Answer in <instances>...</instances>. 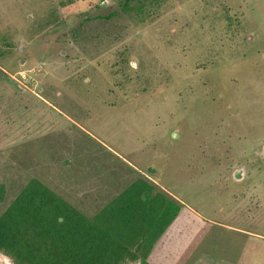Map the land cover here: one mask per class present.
I'll return each instance as SVG.
<instances>
[{
  "label": "rangeland",
  "instance_id": "1",
  "mask_svg": "<svg viewBox=\"0 0 264 264\" xmlns=\"http://www.w3.org/2000/svg\"><path fill=\"white\" fill-rule=\"evenodd\" d=\"M1 92L0 213L36 176L92 214L138 171L188 207L169 255L264 264V0H0Z\"/></svg>",
  "mask_w": 264,
  "mask_h": 264
},
{
  "label": "trees",
  "instance_id": "2",
  "mask_svg": "<svg viewBox=\"0 0 264 264\" xmlns=\"http://www.w3.org/2000/svg\"><path fill=\"white\" fill-rule=\"evenodd\" d=\"M118 1L123 11L141 14L148 2ZM9 86L3 91L18 107L19 92ZM135 172L92 214L42 179L29 177L0 213V252L13 264H153L150 252L186 205L150 176ZM4 196L0 183V202Z\"/></svg>",
  "mask_w": 264,
  "mask_h": 264
},
{
  "label": "crops",
  "instance_id": "3",
  "mask_svg": "<svg viewBox=\"0 0 264 264\" xmlns=\"http://www.w3.org/2000/svg\"><path fill=\"white\" fill-rule=\"evenodd\" d=\"M186 208H188V207L185 206L184 209H186ZM184 209H182V211L179 213V215L176 217V219L171 223V225L169 227L174 225V222H176V220L180 217V214H182ZM192 224H193L192 229H195V228L201 227L202 224H204V223H203L202 219H200V220L194 219ZM218 225H220L222 227H226L227 229L235 230L236 232H238L240 234H244V235H248V236L253 235L252 232L245 230L243 228H235L234 226H230L229 224L224 225L222 223H219ZM204 230L205 229H203V231ZM167 232H168V230L165 231V233L161 236V238L158 240V242L156 243V245L154 246V248L152 249V251L149 254L148 258L150 261H151L152 257L154 258V260L151 261L153 264H171L173 261H174V263L178 262L179 264H200V259L203 261H207V262H214L216 264H218V263L219 264H234L230 261L228 262L227 260H224L223 258L211 259L210 255L206 257L207 260L202 259V257L191 260L192 259V253L194 250V246L197 243L198 238L202 235L200 232L193 233V237H194L193 241L188 243V245L186 246V247H188L187 249H185V248L183 249V251L181 253L183 255L182 257H179L178 255L173 256V254L169 255L170 249L167 247V243L169 241L164 239V236ZM176 245H177V243H176ZM185 254H187V255H185ZM168 255L170 256V258H168Z\"/></svg>",
  "mask_w": 264,
  "mask_h": 264
}]
</instances>
